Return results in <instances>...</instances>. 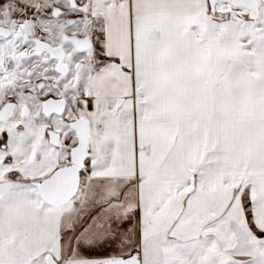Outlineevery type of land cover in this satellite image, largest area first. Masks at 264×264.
I'll return each instance as SVG.
<instances>
[{
	"label": "snow or ice",
	"instance_id": "1",
	"mask_svg": "<svg viewBox=\"0 0 264 264\" xmlns=\"http://www.w3.org/2000/svg\"><path fill=\"white\" fill-rule=\"evenodd\" d=\"M0 264H264V0H0Z\"/></svg>",
	"mask_w": 264,
	"mask_h": 264
}]
</instances>
